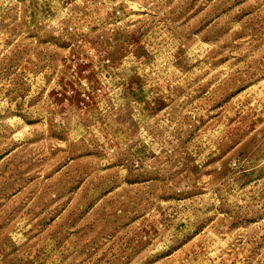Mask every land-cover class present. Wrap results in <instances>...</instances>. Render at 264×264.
<instances>
[{
    "label": "rangeland",
    "instance_id": "rangeland-1",
    "mask_svg": "<svg viewBox=\"0 0 264 264\" xmlns=\"http://www.w3.org/2000/svg\"><path fill=\"white\" fill-rule=\"evenodd\" d=\"M0 264H264V0H0Z\"/></svg>",
    "mask_w": 264,
    "mask_h": 264
}]
</instances>
